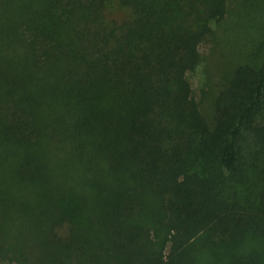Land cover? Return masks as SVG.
<instances>
[{
  "label": "trees",
  "instance_id": "obj_1",
  "mask_svg": "<svg viewBox=\"0 0 264 264\" xmlns=\"http://www.w3.org/2000/svg\"><path fill=\"white\" fill-rule=\"evenodd\" d=\"M227 8L0 0V264H264V60L212 126L187 80Z\"/></svg>",
  "mask_w": 264,
  "mask_h": 264
},
{
  "label": "rangeland",
  "instance_id": "obj_2",
  "mask_svg": "<svg viewBox=\"0 0 264 264\" xmlns=\"http://www.w3.org/2000/svg\"><path fill=\"white\" fill-rule=\"evenodd\" d=\"M210 27L211 35L199 46L200 63L187 74V80L212 126L214 102L234 69L264 60V0H228L226 14Z\"/></svg>",
  "mask_w": 264,
  "mask_h": 264
}]
</instances>
